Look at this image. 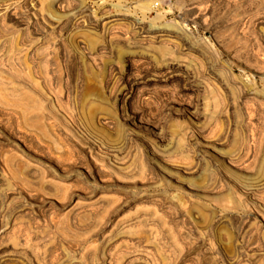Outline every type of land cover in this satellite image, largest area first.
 Listing matches in <instances>:
<instances>
[{
    "label": "rangeland",
    "instance_id": "obj_1",
    "mask_svg": "<svg viewBox=\"0 0 264 264\" xmlns=\"http://www.w3.org/2000/svg\"><path fill=\"white\" fill-rule=\"evenodd\" d=\"M0 222L2 264H264V0H0Z\"/></svg>",
    "mask_w": 264,
    "mask_h": 264
},
{
    "label": "bare ground",
    "instance_id": "obj_2",
    "mask_svg": "<svg viewBox=\"0 0 264 264\" xmlns=\"http://www.w3.org/2000/svg\"><path fill=\"white\" fill-rule=\"evenodd\" d=\"M15 104L16 105H18V104H20V99H18V100H16L15 101ZM35 107H37V106H39V103L38 102H35L34 104H33ZM32 105V106H33ZM32 106H28V108H31ZM154 127V126H153ZM154 129H157L156 127H154ZM153 130V129H152ZM156 136L161 140V141H164V138L163 137H161L159 134H156ZM9 225V226H8ZM8 225H3V224H1V222H0V240H2L3 239V237L8 233V230L9 229H12V227L14 226V222H13V225L11 224H8ZM19 247L18 249H16L15 247L13 248V249H15L14 250V252L13 253H11V254H8V255H5L4 253H5V251H6V249H7V245H0V264H2V263H5L6 261H9V260H13V258H17V257H20L21 258V254L22 253H20V251H21V248H20V244L18 243V245H16V247ZM22 249H23V247H22ZM24 250V249H23ZM10 257V258H9Z\"/></svg>",
    "mask_w": 264,
    "mask_h": 264
}]
</instances>
